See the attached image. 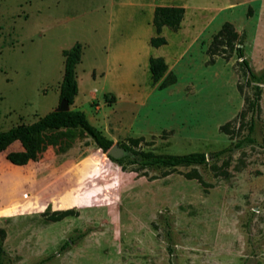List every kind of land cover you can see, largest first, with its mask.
Masks as SVG:
<instances>
[{
	"label": "rangeland",
	"instance_id": "1",
	"mask_svg": "<svg viewBox=\"0 0 264 264\" xmlns=\"http://www.w3.org/2000/svg\"><path fill=\"white\" fill-rule=\"evenodd\" d=\"M156 5L185 7L179 29L162 28L159 47L149 43ZM225 21L262 79L259 109L245 117L254 82L240 59L207 63ZM76 42L83 51L70 109L117 145L140 137L135 150L198 151L207 162L121 166L82 130L43 132L35 163L0 165L6 264H264V0H0V131L59 105L62 50ZM150 56L164 59L173 84L152 80ZM70 162L53 187L45 170ZM47 207L78 215L51 222Z\"/></svg>",
	"mask_w": 264,
	"mask_h": 264
},
{
	"label": "trees",
	"instance_id": "2",
	"mask_svg": "<svg viewBox=\"0 0 264 264\" xmlns=\"http://www.w3.org/2000/svg\"><path fill=\"white\" fill-rule=\"evenodd\" d=\"M184 14V6L156 5L153 10L152 18V24L155 27L156 35L150 37V45L159 47L166 44L167 39L161 34L162 28L166 26L169 29L176 31L180 28ZM82 49L83 47L81 43L76 42L70 48L62 50L64 56V70L59 87V99H67L69 104L73 103L74 97L77 94L76 65L81 60ZM206 53L208 55V64H213L217 57L230 59L233 55H236V57L240 59L238 65L240 66L243 75H249V81L254 82L252 86V95H245V108L241 115L245 117L247 112L254 114L259 109V101L262 93L260 83H262V79L250 67L249 61L244 55L243 36L236 31L231 22L225 21L222 23L217 32L212 36V39L207 46ZM167 68V63L161 56L149 57L150 76L153 81L162 79L159 84L160 88H165L176 81V76L172 72L166 74ZM60 128L82 130L93 139L95 144L103 152H106L113 144L111 139L106 137L98 127L88 120L86 114L82 110H52L29 124L22 123L5 131H0V152L5 150L14 141H19L22 145V149L9 151L6 154V158L16 165L27 164L29 161L37 158L39 136L47 130ZM253 130L254 120L252 117L248 124V134ZM244 138L245 141H253L249 135ZM140 141V137H131L129 138L130 144L121 145L127 152H131L132 155L126 153L120 158H113L111 156L109 158L121 166L127 161L129 163L138 164L140 168L191 166L202 165L207 162L206 154L204 152L196 151L183 154H164L133 149V146H138ZM242 144V141L236 143L237 146ZM186 176L190 179H201L198 173H186ZM43 215L46 220L58 221L67 216H77L78 211L72 208L50 211L49 207H47L43 212ZM5 237V229L0 228V264H6V252L3 247ZM74 241L75 240L72 238L66 240L60 249L63 250L68 244Z\"/></svg>",
	"mask_w": 264,
	"mask_h": 264
},
{
	"label": "crops",
	"instance_id": "3",
	"mask_svg": "<svg viewBox=\"0 0 264 264\" xmlns=\"http://www.w3.org/2000/svg\"><path fill=\"white\" fill-rule=\"evenodd\" d=\"M181 6V5H180ZM155 8V7H154ZM154 10V9H153ZM165 45V44H164ZM148 65H149V59H148ZM39 118V117H38ZM37 118V119H38ZM36 119V120H37ZM50 130H79V129H72V128H60V129H50ZM84 134H86V133H84ZM86 136H88L87 134H86ZM90 137V136H89ZM91 138V137H90ZM92 139V138H91ZM16 142H19V141H14L13 143H11L7 148H11L10 149V151H17V150H21L22 149V145L20 144V142L17 144ZM6 148V149H7ZM5 149V150H6ZM5 150H3V151H1L0 152V159H1V166L2 165H4V163L5 162H10L9 160H7V158H5L6 157V154L9 152V151H5ZM5 152V153H4ZM4 154V155H3ZM2 157V158H1ZM108 158V157H107ZM37 159H38V155H37V158L35 159V160H31V161H29L27 164H24V165H17V166H28V164L29 163H35V161H37ZM108 159H110V158H108ZM111 160V159H110ZM112 161V160H111ZM11 163V162H10ZM13 164V163H12ZM59 165H51V166H49V168L48 169H46L45 170V175L46 176H48V177H50V179H52V184H53V187L54 186H58V189H60L61 188V185H62V183H63V181H61V178H60V174H61V171H64V172H67L68 170L70 171L71 170V168H72V165H75V162L74 163H68L67 165H65V164H60V163H58ZM14 165H16V164H14ZM63 172V173H64ZM30 178H29V180L31 179H33L32 177V175L30 174V176H29ZM28 181V180H27ZM24 183H26V181L24 182ZM30 183H34V182H30ZM66 190V189H65ZM73 206H76V205H73ZM70 207H72V206H70ZM66 208H68V207H66ZM55 210H63V209H55ZM67 217H70V216H67ZM66 218V217H65ZM64 219V218H63ZM49 221V220H48ZM59 221V220H58ZM51 222H55V221H51Z\"/></svg>",
	"mask_w": 264,
	"mask_h": 264
},
{
	"label": "water",
	"instance_id": "4",
	"mask_svg": "<svg viewBox=\"0 0 264 264\" xmlns=\"http://www.w3.org/2000/svg\"><path fill=\"white\" fill-rule=\"evenodd\" d=\"M70 109V104L67 99H61L59 105L54 109L55 111H67ZM107 157L120 158L128 153L124 147L113 143L105 152Z\"/></svg>",
	"mask_w": 264,
	"mask_h": 264
}]
</instances>
